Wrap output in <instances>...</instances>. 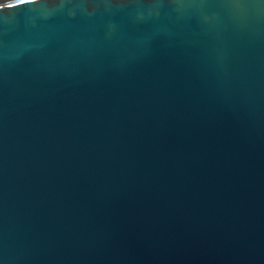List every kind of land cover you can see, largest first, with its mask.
Here are the masks:
<instances>
[{
  "label": "water",
  "instance_id": "95a60500",
  "mask_svg": "<svg viewBox=\"0 0 264 264\" xmlns=\"http://www.w3.org/2000/svg\"><path fill=\"white\" fill-rule=\"evenodd\" d=\"M0 264H264V0H0Z\"/></svg>",
  "mask_w": 264,
  "mask_h": 264
}]
</instances>
